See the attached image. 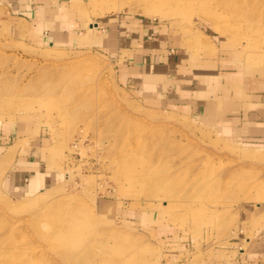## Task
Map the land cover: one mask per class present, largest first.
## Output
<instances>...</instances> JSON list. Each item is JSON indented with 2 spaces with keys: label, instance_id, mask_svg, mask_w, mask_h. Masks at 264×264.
<instances>
[{
  "label": "rangeland",
  "instance_id": "rangeland-1",
  "mask_svg": "<svg viewBox=\"0 0 264 264\" xmlns=\"http://www.w3.org/2000/svg\"><path fill=\"white\" fill-rule=\"evenodd\" d=\"M29 1L0 0V145L41 138L54 183L20 192L0 174V264H264V141L228 125L264 91V0H55L78 34L149 28L158 59L183 60L177 77L208 75L200 110L198 87L126 85V53L18 37L9 18L29 20ZM141 171L166 197L126 180Z\"/></svg>",
  "mask_w": 264,
  "mask_h": 264
},
{
  "label": "crops",
  "instance_id": "crops-1",
  "mask_svg": "<svg viewBox=\"0 0 264 264\" xmlns=\"http://www.w3.org/2000/svg\"><path fill=\"white\" fill-rule=\"evenodd\" d=\"M54 2L56 1L27 2L25 8L29 20L20 17L9 18L15 34L18 37L27 34L33 39H41L51 45L98 46L110 52L126 53L130 56L129 59L125 60L122 80L143 97L154 99L163 88L175 92L179 87L182 98L187 99L189 95L195 94V88L198 87V110L202 109L203 103L208 102L207 95L201 93L200 90L202 83L208 80V75H202L199 78L193 74L195 69H192L183 71V74L188 76L177 77L178 72L175 69L179 68L182 71L183 68H186L182 67L183 60L180 61L179 65L176 63L178 58L169 55V53L167 62L158 59L155 50L152 48L153 40L147 41L149 28L143 27L140 22L110 19L96 23L94 29L89 28L90 23L85 22V31L78 34L75 19L70 15L71 12L63 11L64 5L62 3ZM198 70L211 69L198 68ZM261 93L259 95L260 103L252 101L247 109H230L228 125L230 132L237 139L249 142L264 141V110L262 109L264 107V91ZM1 128L3 127L1 126ZM26 139L20 136L13 137V143L7 144L8 146L3 148L4 151L1 150L2 146L0 145V174L8 177L10 186L15 191L21 192L25 189L28 192H38L45 190L54 183L53 174L49 172L48 166L43 163L45 147L40 144L41 138L37 136L32 141ZM1 141L2 136L0 135V143ZM24 141H26V143H22L24 148H16L18 142ZM7 162L9 169L3 171L6 169L4 165Z\"/></svg>",
  "mask_w": 264,
  "mask_h": 264
},
{
  "label": "bare ground",
  "instance_id": "bare-ground-1",
  "mask_svg": "<svg viewBox=\"0 0 264 264\" xmlns=\"http://www.w3.org/2000/svg\"><path fill=\"white\" fill-rule=\"evenodd\" d=\"M103 8L106 9L107 6L106 7L104 6ZM113 8L116 9V10H118L117 9L118 8L117 5L113 6ZM136 162H138V161H136ZM135 172L136 171H134V173ZM152 175H153V171H141V172H138L137 175L134 178H132L131 176H127L125 178H126V180L128 182H130V181L133 180L132 183L135 182V183H137V184L139 183L141 185L142 184H145L146 187L149 188V191L153 195L156 194V195H159V196H162V197H166L165 194L168 193V187L165 186V185H163V184L158 185L155 182H153L152 181V178H151ZM35 206H36L35 204L34 205L27 204V205H22L21 208H31V207H35ZM70 229H71L70 226H62L61 228H57L56 231L59 230L61 232H63V231H65V232H73V230H70ZM75 252L76 251H73V250L72 251H69L70 254H74V255H75Z\"/></svg>",
  "mask_w": 264,
  "mask_h": 264
}]
</instances>
